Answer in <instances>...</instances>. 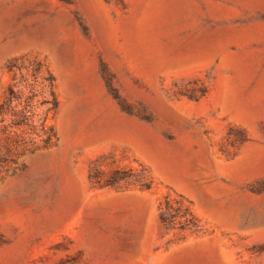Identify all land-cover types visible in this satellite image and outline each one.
I'll use <instances>...</instances> for the list:
<instances>
[{
  "label": "rangeland",
  "instance_id": "rangeland-1",
  "mask_svg": "<svg viewBox=\"0 0 264 264\" xmlns=\"http://www.w3.org/2000/svg\"><path fill=\"white\" fill-rule=\"evenodd\" d=\"M0 264H264V0H0Z\"/></svg>",
  "mask_w": 264,
  "mask_h": 264
},
{
  "label": "water",
  "instance_id": "water-1",
  "mask_svg": "<svg viewBox=\"0 0 264 264\" xmlns=\"http://www.w3.org/2000/svg\"><path fill=\"white\" fill-rule=\"evenodd\" d=\"M156 100L160 102L161 106L169 114H171L172 116L178 115L177 109L174 104L164 99H156ZM105 106L106 107L102 110V112L99 115L95 117L93 122L96 121V123L97 122L103 123L105 128H108L107 124H118V125L123 124L129 128V131L137 133L138 135H139L138 132H142V134L145 137L144 139L147 140L148 142L151 141L170 148H178L175 147V145L171 141H166L161 139L155 131H153L147 124H145L139 118L127 112L120 111L118 108H115L108 104H105Z\"/></svg>",
  "mask_w": 264,
  "mask_h": 264
},
{
  "label": "trees",
  "instance_id": "trees-1",
  "mask_svg": "<svg viewBox=\"0 0 264 264\" xmlns=\"http://www.w3.org/2000/svg\"><path fill=\"white\" fill-rule=\"evenodd\" d=\"M104 72H106L104 70ZM109 85L111 86V83H109ZM122 107L124 110H127L131 113H133V111L124 103H121ZM143 118L146 119H151L150 115H147L145 113H139ZM133 176V175H132ZM131 175H129L128 173H126V170L123 169H116L114 170V172L112 173V175L106 179L105 181H101V179L99 178V172L98 170H96L94 173H90V180L93 183V186H98V187H106V186H113L116 185L120 182H125V181H137L140 182V184L144 187H149V183L147 181H145L144 179H140V178H136V177H132ZM160 219L162 224L164 225V227L166 229H172L175 227H179L180 229H185V228H197L198 224L196 222L195 218H189V219H185L184 221L181 220H176V215L174 213H171L170 211L166 210H161L160 211ZM179 224V225H177Z\"/></svg>",
  "mask_w": 264,
  "mask_h": 264
},
{
  "label": "bare ground",
  "instance_id": "bare-ground-1",
  "mask_svg": "<svg viewBox=\"0 0 264 264\" xmlns=\"http://www.w3.org/2000/svg\"><path fill=\"white\" fill-rule=\"evenodd\" d=\"M103 107H104V104H103ZM103 107H102L101 110H99V111H102V110L104 109ZM111 113H112V112H111ZM96 125H99V123L97 122ZM126 129H127V128H126ZM138 133L140 134V132H138ZM140 135H141V134H140ZM141 136H142V135H141Z\"/></svg>",
  "mask_w": 264,
  "mask_h": 264
}]
</instances>
